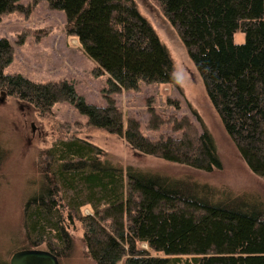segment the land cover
<instances>
[{
  "label": "trees",
  "instance_id": "1",
  "mask_svg": "<svg viewBox=\"0 0 264 264\" xmlns=\"http://www.w3.org/2000/svg\"><path fill=\"white\" fill-rule=\"evenodd\" d=\"M20 1L0 0V19L23 13ZM42 1L64 14L66 33L95 63L93 73L106 75L105 106L88 103L67 81L34 83L6 74L13 49L0 38L3 99L23 102L40 116L55 103L66 102L85 117L86 127L124 139L137 157L197 172L221 169L212 135L199 131L188 117L168 120L177 137L151 140L137 120L124 121L111 97L138 92L140 84L175 83L168 50L132 0ZM153 2L182 41L239 157L264 181V0ZM236 33L244 35L243 43L234 42ZM148 115V131L166 122L153 107ZM3 158L0 147V167ZM39 167L35 191L23 205L20 251H50L60 264H264V207L244 196L138 167L123 171L80 138L55 142L42 152ZM87 207L92 213L83 214ZM76 227L82 229L80 263L74 254Z\"/></svg>",
  "mask_w": 264,
  "mask_h": 264
},
{
  "label": "rangeland",
  "instance_id": "2",
  "mask_svg": "<svg viewBox=\"0 0 264 264\" xmlns=\"http://www.w3.org/2000/svg\"><path fill=\"white\" fill-rule=\"evenodd\" d=\"M132 1L168 50L173 62L175 83L140 84L138 92L123 91L111 95L118 110L124 121L130 118L137 120L141 132L151 140L177 137L168 120L171 117H188L199 131L203 128L212 135L222 167L212 173H204L153 157H137L124 139L86 127L85 117L66 102L55 103L48 114L40 116L25 103L13 98L3 99L0 95V147L4 151L0 167L2 263H9L12 254L22 249L25 238L22 227L24 202L35 191L42 152L60 140L80 138L91 141L123 171L129 166L138 167L173 179L204 183L224 194L244 196L264 207V181L253 175L239 157L207 98L182 41L163 11L153 0ZM20 4L23 13H9L0 19V38L8 40L13 49V61L5 73L20 74L34 83L67 81L88 103L105 106L102 90L106 75L97 77L93 73L95 63L85 55L78 40L66 33L64 14L50 10L42 0H21ZM243 41V34L234 35L236 44ZM149 106L166 121L157 131L146 129ZM89 212L92 213L88 207L83 209V214ZM81 233L80 227L72 231L77 241L74 254L79 263L84 253L79 242ZM138 248L156 256L145 244H139ZM62 264L75 262L70 260Z\"/></svg>",
  "mask_w": 264,
  "mask_h": 264
},
{
  "label": "water",
  "instance_id": "3",
  "mask_svg": "<svg viewBox=\"0 0 264 264\" xmlns=\"http://www.w3.org/2000/svg\"><path fill=\"white\" fill-rule=\"evenodd\" d=\"M9 264H60V262L50 251L33 249L13 253Z\"/></svg>",
  "mask_w": 264,
  "mask_h": 264
},
{
  "label": "flooded vegetation",
  "instance_id": "4",
  "mask_svg": "<svg viewBox=\"0 0 264 264\" xmlns=\"http://www.w3.org/2000/svg\"><path fill=\"white\" fill-rule=\"evenodd\" d=\"M1 101V100H0Z\"/></svg>",
  "mask_w": 264,
  "mask_h": 264
}]
</instances>
